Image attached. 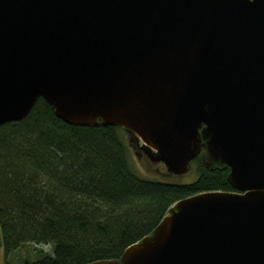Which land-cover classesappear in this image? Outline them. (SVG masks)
Wrapping results in <instances>:
<instances>
[{
    "label": "water",
    "instance_id": "1",
    "mask_svg": "<svg viewBox=\"0 0 264 264\" xmlns=\"http://www.w3.org/2000/svg\"><path fill=\"white\" fill-rule=\"evenodd\" d=\"M38 99L134 134L169 175L229 169L234 192L181 200L90 264H264V0H0V126Z\"/></svg>",
    "mask_w": 264,
    "mask_h": 264
},
{
    "label": "trees",
    "instance_id": "2",
    "mask_svg": "<svg viewBox=\"0 0 264 264\" xmlns=\"http://www.w3.org/2000/svg\"><path fill=\"white\" fill-rule=\"evenodd\" d=\"M203 160V158H202ZM185 183L143 179L125 130L74 127L38 99L28 115L0 126V250L4 264L28 245L51 248L20 264L119 261L177 202L234 192L227 167H206Z\"/></svg>",
    "mask_w": 264,
    "mask_h": 264
},
{
    "label": "rangeland",
    "instance_id": "3",
    "mask_svg": "<svg viewBox=\"0 0 264 264\" xmlns=\"http://www.w3.org/2000/svg\"><path fill=\"white\" fill-rule=\"evenodd\" d=\"M126 142L129 146V149L132 154L133 158V167L136 174L143 179H157L159 178L161 181L167 183H185V181H189L194 179L196 176V164L191 163L189 165V171L187 174L183 176H173L169 175L162 164L160 165H153L151 164L146 156H144L139 151V146L142 145L141 141L138 138L127 131H125ZM200 162L202 163V157H199ZM51 251V248L28 245L17 251L16 253L12 254L8 258V262L10 264H20L23 260L27 259L30 261H34L39 259L42 255L48 254ZM0 264H4V259L2 255V251L0 250Z\"/></svg>",
    "mask_w": 264,
    "mask_h": 264
}]
</instances>
